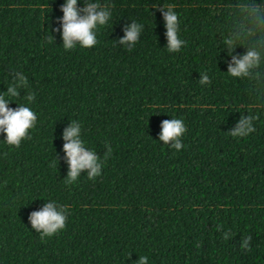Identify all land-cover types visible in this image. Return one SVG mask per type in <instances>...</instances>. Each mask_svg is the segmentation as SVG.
Returning a JSON list of instances; mask_svg holds the SVG:
<instances>
[{
  "label": "trees",
  "instance_id": "1",
  "mask_svg": "<svg viewBox=\"0 0 264 264\" xmlns=\"http://www.w3.org/2000/svg\"><path fill=\"white\" fill-rule=\"evenodd\" d=\"M0 264H264V0H0Z\"/></svg>",
  "mask_w": 264,
  "mask_h": 264
}]
</instances>
